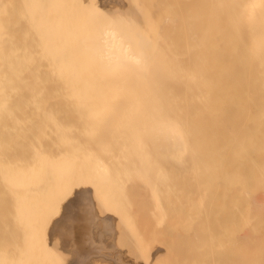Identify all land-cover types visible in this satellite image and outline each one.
<instances>
[{
	"label": "bare ground",
	"instance_id": "bare-ground-1",
	"mask_svg": "<svg viewBox=\"0 0 264 264\" xmlns=\"http://www.w3.org/2000/svg\"><path fill=\"white\" fill-rule=\"evenodd\" d=\"M90 1L0 0V264H57L36 251L86 184L118 216L109 169L86 160L143 154L148 261L264 264V0H184L185 28L164 12L158 40L142 0Z\"/></svg>",
	"mask_w": 264,
	"mask_h": 264
},
{
	"label": "rangeland",
	"instance_id": "rangeland-1",
	"mask_svg": "<svg viewBox=\"0 0 264 264\" xmlns=\"http://www.w3.org/2000/svg\"><path fill=\"white\" fill-rule=\"evenodd\" d=\"M142 1H140L142 5L139 3V6L145 7L146 12H149V14H155L152 16L154 19L150 16L149 21L152 20L155 23L151 21L153 29L155 28L154 32H156L157 40L159 36L160 38H169L170 30L172 31L168 25H164L166 20L164 21V18H161L164 12H167L165 15L168 18L171 17L173 20L177 18V22L175 20L173 27L175 29L172 31L173 34L177 33V27L179 26L177 23L179 21L183 26L185 25L186 4L184 0H154L156 4L152 3L154 2L153 0ZM178 5H181L180 9ZM154 8L159 10L157 9V11L152 13ZM160 11L162 13L158 16ZM160 23L163 24L161 27ZM167 24H169L168 20ZM143 155L144 157H134L132 160H125L112 155H106L100 159L98 157L101 155H95L87 159V163L102 162L109 169V178L103 185V195L115 200L117 203L115 209L118 211V216L109 210V205L114 204L109 199H104L103 206L97 207L92 198V194H94L93 188L88 187L86 184V187H84L86 190L74 200L72 205L67 204L61 210L59 216L56 215L49 220L47 224L48 230L46 231L47 239L43 247L36 252L45 256L50 249L58 247V249L63 251V254L62 258L56 257L54 262L57 264H94V260H98V264H152L151 261H148L151 257L146 258V256L148 254L153 255L154 252L155 202L151 194L153 168L150 169L149 166V161L152 158L145 154ZM125 161L130 163L131 168L121 170L120 163ZM128 170L133 174L131 181H128L125 176ZM118 172L121 173L120 176L117 175ZM136 173L139 174V177H137ZM85 177L87 178V175H84L81 179L86 181ZM85 200L87 203L84 202ZM89 205H91V208ZM99 210H102V212ZM73 213L77 217L74 220V225L69 223V215L71 216ZM105 214L107 215L106 219L103 218ZM120 222H124L125 225L121 226ZM74 226L83 227L86 236L90 240L86 249L87 252L83 256H79L78 248H75V255L72 253L71 240L73 232L71 233V229Z\"/></svg>",
	"mask_w": 264,
	"mask_h": 264
}]
</instances>
